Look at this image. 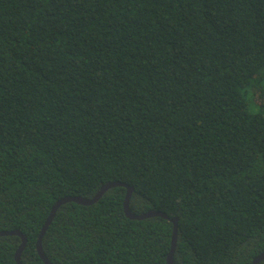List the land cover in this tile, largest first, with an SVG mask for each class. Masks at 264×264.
Here are the masks:
<instances>
[{
    "label": "trees",
    "instance_id": "obj_1",
    "mask_svg": "<svg viewBox=\"0 0 264 264\" xmlns=\"http://www.w3.org/2000/svg\"><path fill=\"white\" fill-rule=\"evenodd\" d=\"M109 182L178 218L174 264L264 252V0H0V231L22 264L59 199ZM126 192L63 205L51 264H167L173 223L129 219Z\"/></svg>",
    "mask_w": 264,
    "mask_h": 264
},
{
    "label": "water",
    "instance_id": "obj_2",
    "mask_svg": "<svg viewBox=\"0 0 264 264\" xmlns=\"http://www.w3.org/2000/svg\"><path fill=\"white\" fill-rule=\"evenodd\" d=\"M118 186H124L127 189L126 192V196L124 199V203H123V207H124V213L126 215V217H128L131 220H145V219H149V218H153V217H162L165 218L169 221H171L173 223V238H172V245H171V250L167 256V264H174V253H175V249H176V243H177V234H178V218H170L169 216H167L165 213L160 212V211H149L143 214H134L131 209H130V200H131V195L133 192V188L125 185L123 183H118V182H109L106 183L105 185H103L99 191L95 194V196H93L90 199L87 198H83V197H78V196H73V197H63L61 199H59L55 205L53 206L52 210L50 211V214L42 228V230L40 231V234L38 236V240H37V253L40 256V258L43 260L44 264H51L50 260L46 257L44 251H43V247H42V240L43 237L46 233V231L48 230L49 226L51 225V223L53 222L55 215L57 213V211L65 204L68 203H76L79 205H83V206H90V205H94L96 204L101 197L110 189L118 187ZM5 236H18L21 239V244L16 252L15 255V261L17 264H22L21 262V256L23 251L26 248V244H27V237L21 233L18 230H12V231H0V237H5ZM262 261H264V252L262 254H260L259 256H257L251 264H259Z\"/></svg>",
    "mask_w": 264,
    "mask_h": 264
}]
</instances>
